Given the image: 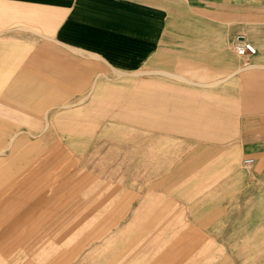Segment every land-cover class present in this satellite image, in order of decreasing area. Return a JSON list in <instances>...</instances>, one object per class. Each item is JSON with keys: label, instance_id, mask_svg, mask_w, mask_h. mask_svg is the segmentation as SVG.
<instances>
[{"label": "crops", "instance_id": "1", "mask_svg": "<svg viewBox=\"0 0 264 264\" xmlns=\"http://www.w3.org/2000/svg\"><path fill=\"white\" fill-rule=\"evenodd\" d=\"M0 244L264 264V0H0Z\"/></svg>", "mask_w": 264, "mask_h": 264}, {"label": "built area", "instance_id": "2", "mask_svg": "<svg viewBox=\"0 0 264 264\" xmlns=\"http://www.w3.org/2000/svg\"><path fill=\"white\" fill-rule=\"evenodd\" d=\"M232 48H233L234 52L240 57H244V56H247L250 54H254L256 52L255 46L251 42H249L248 40L243 39V38H237L234 41ZM253 162H254L253 158L244 159V164L246 166L252 165Z\"/></svg>", "mask_w": 264, "mask_h": 264}, {"label": "rangeland", "instance_id": "3", "mask_svg": "<svg viewBox=\"0 0 264 264\" xmlns=\"http://www.w3.org/2000/svg\"><path fill=\"white\" fill-rule=\"evenodd\" d=\"M233 57H234V59H235L236 61H238V60H239V56H238L237 54H236V55L234 54V56H233ZM2 245H3V244H0V246H2ZM0 260H1V258H0Z\"/></svg>", "mask_w": 264, "mask_h": 264}]
</instances>
